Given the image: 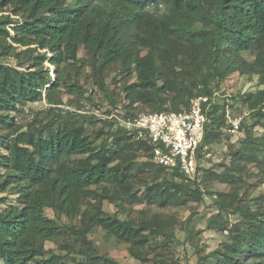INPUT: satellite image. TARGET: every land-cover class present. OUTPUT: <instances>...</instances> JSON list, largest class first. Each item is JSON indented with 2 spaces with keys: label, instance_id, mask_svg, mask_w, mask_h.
I'll use <instances>...</instances> for the list:
<instances>
[{
  "label": "trees",
  "instance_id": "1",
  "mask_svg": "<svg viewBox=\"0 0 264 264\" xmlns=\"http://www.w3.org/2000/svg\"><path fill=\"white\" fill-rule=\"evenodd\" d=\"M6 9L10 12L4 13ZM2 54L13 56L19 67L26 64L17 70L0 61V194L15 196L9 203L8 196L0 197L3 264H122L97 251L86 233L91 223L125 242L144 243L140 229L171 236L162 224L143 221L137 228L130 220L102 215L96 206L84 228L61 225L45 213L52 207L58 214L77 215L78 199L95 188L110 202L119 201L120 190L130 188L139 168L150 171L141 200L166 205L203 199L196 179L152 161L147 140L135 138L114 119L87 122L78 112L91 97L80 83L85 71L93 94L100 92L113 105L105 114H139L113 101L115 89L106 82L112 70L122 78L133 74L136 80L123 91L133 102L145 103L149 112H179L192 97L216 94L199 156L210 152L213 133H231L220 83L236 72L255 75L257 88L241 95L249 123L241 120L238 128L244 132L235 153L239 162L232 161L214 177L237 182L241 159L253 160L245 149L250 148L248 140L256 143L253 152L264 151V0H0ZM46 60L55 68L53 78L43 66ZM63 94L70 96L66 103ZM43 99L45 113L37 114L26 130L15 128L8 114L17 104ZM63 104L75 109L63 110ZM97 122L102 126L93 129ZM99 136L105 141L97 146ZM139 150L147 160H135ZM224 195L215 198L218 212L207 228H215L216 217L229 209L240 215L241 224L223 228L231 233L230 240L211 251L203 264H264V196L251 209L242 206L237 192L228 199ZM64 234L72 237L68 248L76 251L62 255L45 248V242Z\"/></svg>",
  "mask_w": 264,
  "mask_h": 264
},
{
  "label": "rangeland",
  "instance_id": "2",
  "mask_svg": "<svg viewBox=\"0 0 264 264\" xmlns=\"http://www.w3.org/2000/svg\"><path fill=\"white\" fill-rule=\"evenodd\" d=\"M6 10L7 12L4 13L10 12L9 9ZM81 54L82 52L80 51L79 56ZM0 61L11 65L17 70H22L23 67H26V64L22 65L23 67H19L15 63V58L6 54L0 55ZM43 66L49 70V74L53 78L55 76L54 66L47 60ZM135 80L133 74L128 78H122L118 71L112 70L106 82L110 89H115L112 99L116 105H124L126 111L134 114L149 112L150 110L145 103L142 101L133 102L131 94L127 95L123 91L126 86ZM80 83L84 84L87 88V94L91 93V97L82 103L78 112L84 116L87 122L95 121L98 118L96 114H101L105 109L113 107V105L100 92L93 94L95 89L90 84L88 72L82 73ZM256 88L257 77L255 75L250 76L237 72L232 73L220 83V102L222 103L226 100V109L229 114V119L227 118V120H233L240 116L242 121L249 123L241 95L249 94ZM69 97V95L63 94V101L66 103ZM47 107L48 105L44 99L35 102H25L24 104H17L16 109L8 115L11 117L15 128L26 130L29 122L37 114H44ZM61 109L74 110L75 108L63 104ZM56 112H59V110H56ZM101 126L102 123L97 122L93 129H98ZM115 131L116 126L112 128L111 134ZM255 133L254 136L259 135V131H255ZM104 138L105 136H99L95 140V144L99 146L105 141ZM212 139V144L209 146L210 155L201 161L202 169L200 176H198L199 181L197 180L203 197L200 202L177 201L166 205H157L156 203L150 204L145 199L141 200L140 197L145 185L150 182V171L139 168L137 175L130 180V188H122L120 190L123 198L119 201L110 202L103 197L104 195L100 189L95 188L91 194L81 198V201L78 199V204L74 208L76 212L78 211L77 215L73 214L70 217L69 211L58 214L57 210L52 207H47L45 213L48 217L57 220L61 225H74L76 228L85 227L83 222L94 215L95 206L101 210L102 215L120 221L130 220L137 228H140L143 221L152 224H162L169 228L171 236L149 234L148 231L140 229L138 236L146 238L144 243L125 242L118 239L115 235L107 234L106 229L95 223L87 224L86 233L99 253L113 257L122 264H203L211 251L215 250L223 242L230 240L231 233L223 228L234 225L239 227L241 224L240 215L233 213L229 209L221 212L220 217H216L215 228H207L211 217L218 212L214 202L215 198L221 192H225L224 197L228 199L237 192V198H241L242 206L255 209L261 205L262 196H264V151L253 152L250 148H254L256 143L248 140L247 143L250 148L247 147L245 149L248 154L253 153V160L243 161L241 159V169L237 172V182L235 184H227L216 179L214 174L222 172L232 161L239 162L240 157L235 155V153L242 145L241 141L244 139V132L243 130H238L235 133H227L224 130H220L217 135L213 133ZM108 141L111 142V138ZM2 153L3 150L0 149V154ZM147 158L143 150L137 151L135 159L137 162H142L147 160ZM162 175L171 177V174H166L165 172ZM175 179L178 180L179 178ZM129 193L133 194L130 199L127 198ZM1 196H8L7 203L14 202L15 196L13 195L4 193L0 194ZM1 208H4V206H1ZM71 239L72 237L69 234H64L52 241L45 242L44 246L55 254L65 255L69 251L77 250V248L73 250L68 248V244L72 241ZM71 254L66 256L72 258L70 256H73L74 253ZM199 255L202 257L199 258ZM0 264H3L1 260Z\"/></svg>",
  "mask_w": 264,
  "mask_h": 264
},
{
  "label": "built area",
  "instance_id": "3",
  "mask_svg": "<svg viewBox=\"0 0 264 264\" xmlns=\"http://www.w3.org/2000/svg\"><path fill=\"white\" fill-rule=\"evenodd\" d=\"M216 97V94L192 97L188 106L179 112H142L132 118L123 117L117 112L96 115L98 118L114 119L116 125L135 138L147 140L152 146V161L156 164L177 170L186 178L198 180L201 161L210 155V152H206L199 156L198 150L205 133L207 113ZM241 119L239 116L229 120L231 126L227 131L237 132Z\"/></svg>",
  "mask_w": 264,
  "mask_h": 264
}]
</instances>
